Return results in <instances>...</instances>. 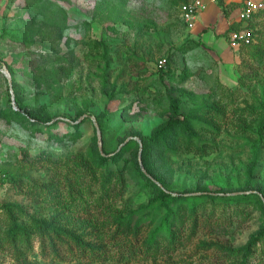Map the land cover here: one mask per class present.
Segmentation results:
<instances>
[{
  "label": "rangeland",
  "instance_id": "obj_1",
  "mask_svg": "<svg viewBox=\"0 0 264 264\" xmlns=\"http://www.w3.org/2000/svg\"><path fill=\"white\" fill-rule=\"evenodd\" d=\"M185 1L0 0V70L14 72L29 111L50 119L29 125L0 114V264H264V211L251 196L264 190V9L249 22L252 44L230 48L224 21L244 0H219L221 20L195 27L180 18ZM191 41L200 44L185 47ZM53 55L71 68L53 73L57 65L39 61ZM11 98L0 72V107ZM170 100L178 104L176 119L192 114L212 130H195L205 144L201 155H170L162 146L149 161H158L171 195L216 199L185 217L179 244L153 251L143 242L164 210L138 207L156 196L139 174L152 180L139 137L172 117ZM132 140L137 149L127 147ZM95 144L110 157L99 170ZM103 181L100 209L92 204ZM73 199L90 208L72 212ZM9 207L20 209L15 220L27 231L26 248L5 241ZM103 210L134 214L118 229ZM42 220L49 226L38 230Z\"/></svg>",
  "mask_w": 264,
  "mask_h": 264
},
{
  "label": "trees",
  "instance_id": "obj_2",
  "mask_svg": "<svg viewBox=\"0 0 264 264\" xmlns=\"http://www.w3.org/2000/svg\"><path fill=\"white\" fill-rule=\"evenodd\" d=\"M187 2V1H185ZM183 2V3H185ZM182 3V4H183ZM181 6V5H180ZM179 6V7H180ZM248 28L251 29L250 24L248 25ZM238 30L237 26L232 27L227 32H233ZM200 43L197 41H191V45L186 46L187 48H190L192 46H197ZM252 43L246 46H250ZM243 46V45H241ZM184 51V46L181 48ZM39 61L48 64V66L57 65V68L53 70V73H57L58 71L62 70L65 72L66 70H69L71 68V63H69V60L64 58L63 56H39ZM66 67H63L65 66ZM44 71L45 65H44ZM7 71L10 76V90L13 94V105L7 104V108L0 107V114H2L3 117L7 121H15V122H27L29 125H44L45 123L49 122V118L46 117L43 113H33L32 111H29L28 106L26 103H24L18 94V89L15 87L14 84V72L11 69L7 68ZM171 114L172 117L165 121L161 126H159L150 136L147 137H139L140 141V159L142 163V167L144 169V172L149 175L152 180L149 181V178L146 177L143 173L139 172L140 176L145 179L148 184L153 188L155 191V199L148 200L146 204L140 205L138 207H145L147 205H150V203H156V206L161 207L164 210V213L156 227H154L150 233L148 234L147 238L144 240L143 245H145L146 248H151L153 251H156L158 249H164L166 250L168 247H173L175 244H179L181 241V228L182 224L185 220L186 216H194L197 208L199 206H203L206 202H215L216 198H212L213 196H210L208 194H197L193 196V200L190 199V197H183L181 195H171L170 192H168L167 185L164 181V177L162 175L163 170L161 167H158V161L155 163H152L149 161V158L151 156L152 152L158 153L160 151V148L162 146H166L165 150L170 154L174 155L176 152L181 151L184 153H190L194 155H201L204 149L205 144L201 141L195 139L196 138V131L195 130H207L211 131L212 128L208 126L207 124L197 125L198 121H194L192 118V114L185 115L182 119H176L178 112V104L175 100H170L169 102ZM15 107V109H13ZM198 113V111H193V113ZM77 119V116L75 118L68 117L69 121H75ZM95 124L97 126V129L100 133L104 130V124L100 117H95ZM264 117L262 118L261 123H263ZM80 124V123H79ZM73 131L78 132V125H72ZM196 128V129H195ZM72 134V133H71ZM49 137H54L56 140H60L63 138V135H53L52 133L49 134ZM72 139L75 138L74 135L71 137ZM262 137L259 136V140ZM127 147H133L134 149H137V144L135 141H129L127 144ZM96 154L95 159L96 162L94 165L99 169H103L105 164L109 162L110 157L101 155L100 153H97V147L96 144L94 145ZM104 153V152H103ZM162 154V153H161ZM161 161L162 156H156ZM109 172V171H108ZM86 174V173H85ZM83 174V176H85ZM90 176H94V174H91L89 172ZM110 173H108L107 177ZM80 178V177H79ZM77 179V178H76ZM78 180V179H77ZM104 182H102V187L100 186V192L97 197V199L93 202V206L95 208H104V202L105 199H103L104 195H106L107 189L104 186ZM108 183V181H106ZM78 183H80L78 181ZM64 185H68L67 182L63 183ZM158 185V186H157ZM53 190V188H52ZM70 189H68V196L70 195ZM256 194H251L252 197L256 198V203L262 207L264 211V206H262V202L264 204V190L256 188L255 189ZM44 195L42 200H45ZM258 197V198H257ZM73 199V208L71 209L72 212H86L88 208H90V205L85 204L84 202H81L79 205H75ZM224 200L222 202L217 203H230V202H236V201H230L229 199H219ZM226 205V204H225ZM15 212H13V208L9 207L7 212L10 219V224L8 225V236L5 241L9 244H11L13 247H15V244H18L19 246H24L26 248L27 245V231L23 226H20L17 224L15 220V216L21 214L20 209L18 207H14ZM12 210V211H11ZM104 211V210H103ZM107 213L110 219H112L113 222L116 223V226L119 228H122L123 226L127 227V217L130 218L133 216L134 211H127V213L122 214L118 211L116 212H108ZM37 226H40L38 230H41V227H47V222L45 220L35 222ZM121 226V227H120ZM127 230V229H126ZM39 233V232H37ZM161 242H164L163 244ZM79 246H82L81 243L78 241L77 243ZM246 249H230V253L235 254L239 253L240 251H245Z\"/></svg>",
  "mask_w": 264,
  "mask_h": 264
},
{
  "label": "built area",
  "instance_id": "obj_3",
  "mask_svg": "<svg viewBox=\"0 0 264 264\" xmlns=\"http://www.w3.org/2000/svg\"><path fill=\"white\" fill-rule=\"evenodd\" d=\"M207 2L215 3L216 0H207ZM203 8L204 4L201 0H188L179 7L180 18L190 27L193 17ZM263 9L264 4L261 1L244 0L237 11V21L246 23ZM252 40V30L248 26H243L236 31L229 32L227 35V43L231 48L249 45ZM163 66L162 61H157L155 67L161 69Z\"/></svg>",
  "mask_w": 264,
  "mask_h": 264
},
{
  "label": "crops",
  "instance_id": "obj_4",
  "mask_svg": "<svg viewBox=\"0 0 264 264\" xmlns=\"http://www.w3.org/2000/svg\"><path fill=\"white\" fill-rule=\"evenodd\" d=\"M203 2V4L205 5L204 6V10H205V7L208 8V10L206 12H203L204 10L202 11H199L194 17L193 19L191 20L190 22V25H193V27H195L196 25L198 26H201V25H206L208 23H218L222 16H223V13L220 11V9L218 8V6H216L219 2V0H216L215 3H208L207 0H201ZM252 1H257V0H252ZM243 2V1H242ZM240 1V3H237L236 7L234 10L231 11L229 17L227 20L224 21V28L225 29V35H226V45L228 46V43H227V35H228V30L231 29L232 27L234 26H237V28H241L243 26H248L249 25V22L251 21V19L246 22V23H240L237 21V11L242 3ZM225 4H227V2L225 1ZM215 12H219L220 14V17H218V15L215 13ZM213 16H215V19L213 18ZM191 27V26H190ZM207 36H209V39H208V42H213L214 41V37H213V34L211 32H208L206 34ZM223 41V40H222ZM229 47V46H228ZM231 48V47H230Z\"/></svg>",
  "mask_w": 264,
  "mask_h": 264
},
{
  "label": "water",
  "instance_id": "obj_5",
  "mask_svg": "<svg viewBox=\"0 0 264 264\" xmlns=\"http://www.w3.org/2000/svg\"><path fill=\"white\" fill-rule=\"evenodd\" d=\"M0 72L4 75V77L7 79L8 85H10V79H9V75L6 71L4 70H0ZM12 101V105H13V99L11 98ZM13 109H15V107H13Z\"/></svg>",
  "mask_w": 264,
  "mask_h": 264
}]
</instances>
